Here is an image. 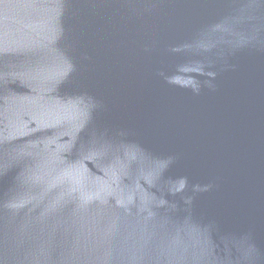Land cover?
Instances as JSON below:
<instances>
[{"label": "water", "instance_id": "water-1", "mask_svg": "<svg viewBox=\"0 0 264 264\" xmlns=\"http://www.w3.org/2000/svg\"><path fill=\"white\" fill-rule=\"evenodd\" d=\"M0 264H264V0H0Z\"/></svg>", "mask_w": 264, "mask_h": 264}]
</instances>
